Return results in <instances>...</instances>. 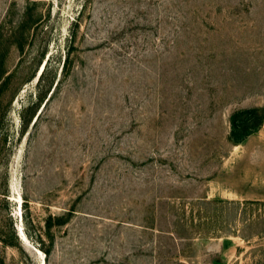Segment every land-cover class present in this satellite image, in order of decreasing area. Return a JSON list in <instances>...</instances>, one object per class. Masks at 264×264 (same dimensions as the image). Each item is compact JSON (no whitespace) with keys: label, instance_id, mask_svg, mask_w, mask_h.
<instances>
[{"label":"rangeland","instance_id":"374dc122","mask_svg":"<svg viewBox=\"0 0 264 264\" xmlns=\"http://www.w3.org/2000/svg\"><path fill=\"white\" fill-rule=\"evenodd\" d=\"M250 108L264 0H0V264H264Z\"/></svg>","mask_w":264,"mask_h":264},{"label":"trees","instance_id":"16d2710c","mask_svg":"<svg viewBox=\"0 0 264 264\" xmlns=\"http://www.w3.org/2000/svg\"><path fill=\"white\" fill-rule=\"evenodd\" d=\"M230 126V141L236 146L241 145L264 126V109L238 110L231 115Z\"/></svg>","mask_w":264,"mask_h":264},{"label":"bare ground","instance_id":"6f19581e","mask_svg":"<svg viewBox=\"0 0 264 264\" xmlns=\"http://www.w3.org/2000/svg\"><path fill=\"white\" fill-rule=\"evenodd\" d=\"M22 230V229H21ZM25 235V234H24Z\"/></svg>","mask_w":264,"mask_h":264}]
</instances>
